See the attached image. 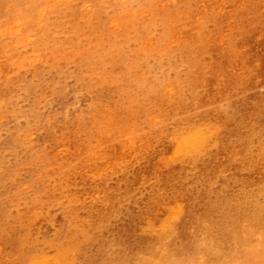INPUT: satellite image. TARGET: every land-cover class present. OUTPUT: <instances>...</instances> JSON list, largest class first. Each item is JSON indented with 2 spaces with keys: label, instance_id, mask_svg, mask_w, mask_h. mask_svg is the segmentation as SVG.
Listing matches in <instances>:
<instances>
[{
  "label": "rangeland",
  "instance_id": "374dc122",
  "mask_svg": "<svg viewBox=\"0 0 264 264\" xmlns=\"http://www.w3.org/2000/svg\"><path fill=\"white\" fill-rule=\"evenodd\" d=\"M0 1V264H264V0Z\"/></svg>",
  "mask_w": 264,
  "mask_h": 264
},
{
  "label": "bare ground",
  "instance_id": "6f19581e",
  "mask_svg": "<svg viewBox=\"0 0 264 264\" xmlns=\"http://www.w3.org/2000/svg\"><path fill=\"white\" fill-rule=\"evenodd\" d=\"M7 1V0H6ZM1 2V1H0ZM18 22H20V21H18ZM18 24V23H17ZM12 27V26H11ZM6 28H9V27H6ZM14 28V27H13ZM200 136H198V138H199ZM235 200V199H234ZM254 207V206H253ZM256 210V209H255ZM257 212V211H256ZM260 215V214H259ZM240 216V215H239ZM250 216H252V215H250ZM249 216V217H250ZM254 216V215H253ZM264 216V215H263ZM262 217V216H261ZM251 218V217H250ZM254 218V217H253ZM255 219V218H254ZM259 219V218H258ZM262 222V221H261ZM231 223V222H230ZM250 223H251V221H250ZM256 223V222H255ZM262 224V223H261ZM258 225V224H257ZM237 226V225H236ZM236 226L234 227L235 228V230H236ZM252 226V225H251ZM240 227V226H239ZM261 227V226H260ZM234 228H233V230H234ZM260 229V228H259ZM187 231H189V229L187 230ZM237 231V230H236ZM193 232V231H192ZM192 235V234H191ZM195 237V236H194ZM230 237V236H229ZM186 238V237H185ZM199 238V237H198ZM195 239V238H194ZM197 241V240H196ZM235 241V240H234ZM237 241V240H236ZM200 242V241H199ZM199 242H198V244H199ZM233 242V241H232ZM238 242V241H237ZM189 244V243H188ZM202 244V243H201ZM229 244V243H228ZM219 245V244H218ZM238 245V244H237ZM237 245H236V247H237ZM240 246V245H239ZM192 247V246H191ZM221 247V246H220ZM199 248V247H198ZM215 248V247H214ZM143 249V248H142ZM188 249V248H187ZM219 249V248H218ZM228 249V248H227ZM230 249V248H229ZM240 249V248H239ZM190 250H191V248H190ZM214 250V249H213ZM212 250V251H213ZM232 250H233V248H232ZM197 251V250H196ZM239 251V250H238ZM188 252H189V249H188ZM199 252H200V250H199ZM187 253V252H186ZM241 253V252H240ZM228 254V253H227ZM235 254H238V253H235ZM190 255V254H189ZM239 255V254H238ZM240 256V255H239ZM198 257V256H197ZM212 257V256H211ZM216 257V256H215ZM220 257V256H219ZM218 257V258H219ZM237 257V256H236ZM183 258V257H182ZM223 258V257H222ZM221 258V259H222ZM228 258H230V257H228ZM239 258V257H238ZM187 259V258H186ZM225 259V258H224ZM223 259V260H224ZM232 259H233V254H232ZM185 259H183V261H184ZM227 260V259H226ZM104 262V261H103ZM185 262V261H184ZM187 262H190L189 260L188 261H186V263ZM200 262H202V261H200ZM185 263V264H186ZM220 263H221V260H220ZM223 263H227V262H223Z\"/></svg>",
  "mask_w": 264,
  "mask_h": 264
}]
</instances>
